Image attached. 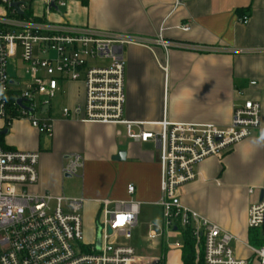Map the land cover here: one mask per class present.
Wrapping results in <instances>:
<instances>
[{
    "label": "crops",
    "instance_id": "crops-1",
    "mask_svg": "<svg viewBox=\"0 0 264 264\" xmlns=\"http://www.w3.org/2000/svg\"><path fill=\"white\" fill-rule=\"evenodd\" d=\"M64 1L65 6L56 11L64 23L136 39L124 47V116L144 122L145 129H156L153 124L163 119L228 126L236 103L243 99L260 103L261 128L220 156L196 164L195 178L179 188L181 202L234 235V245L247 240L248 209L258 200L264 183V0ZM242 16H247L246 22ZM159 36L169 43L167 49L157 41ZM252 81L255 83L250 84ZM56 93L63 94L62 109L81 102L83 88L80 82H61ZM61 109L50 118L51 136L40 134L24 119L32 130L29 137L9 141L11 145L4 143L5 149L39 153L36 191L60 192L64 178H69L62 174L65 156L75 153L82 158L81 169L85 170L79 176L82 194L90 197H81L83 207L96 212L95 225L103 199L130 198L139 203L133 231L138 229L142 204L162 211L157 203L159 171L154 143L128 139L122 125L64 119ZM132 128L138 131V127ZM149 146L154 150H144ZM120 150L125 151L124 160L113 159ZM110 167L117 170L114 177L99 176V170ZM128 183L135 187L131 196L125 190ZM241 186L244 191L240 196ZM108 208L112 210L114 204ZM146 219L152 221L141 239L152 244L136 252L137 256L143 264L147 258L168 262V251L175 248L163 241V218L159 234L157 215L146 211L142 220ZM169 236H173L171 232ZM177 252L179 261L168 263L182 262L181 250Z\"/></svg>",
    "mask_w": 264,
    "mask_h": 264
},
{
    "label": "built area",
    "instance_id": "built-area-1",
    "mask_svg": "<svg viewBox=\"0 0 264 264\" xmlns=\"http://www.w3.org/2000/svg\"><path fill=\"white\" fill-rule=\"evenodd\" d=\"M36 2L41 10L39 16L34 13ZM64 6V0H0L3 127L25 118L40 134L51 136L48 112L59 84L80 82L82 101L72 107L64 106L61 117L83 123L122 125L128 139L154 143L162 225L181 239L188 232L193 242L194 264H264V183L260 187L261 199L249 206L247 215V228L253 231L257 245L240 242L248 252L243 257L235 254L234 235L184 205L179 195L180 186L195 178L196 164L209 156H220L261 128L260 103L250 99L236 103L228 126L163 119L153 124L156 129H145L144 122L124 116V47L136 39L120 32L54 23L46 17ZM241 20L246 22L247 16ZM182 28L189 29L187 25ZM157 41L165 49L169 46L161 36ZM43 107L47 108L41 111ZM65 159L62 174L76 176L82 168V158L71 153ZM38 160V152L0 146V264H143L132 246L108 242L111 238L132 237L138 202L130 198L101 200L102 220L96 223L94 239L83 242V198L28 192V187L38 181ZM125 190L131 196L135 187L128 183ZM111 203L112 210L108 208ZM173 247L181 250L182 242L175 241ZM145 261L171 264L154 258Z\"/></svg>",
    "mask_w": 264,
    "mask_h": 264
},
{
    "label": "rangeland",
    "instance_id": "rangeland-1",
    "mask_svg": "<svg viewBox=\"0 0 264 264\" xmlns=\"http://www.w3.org/2000/svg\"><path fill=\"white\" fill-rule=\"evenodd\" d=\"M64 8H62L63 10ZM41 10L39 7V2L34 3V13L35 15L39 16ZM46 15V14H45ZM46 17L54 23H64L63 18L61 16H59V14L56 11H51L49 12ZM22 74V72H21ZM63 101V94L61 93H56L54 98L51 100V109H50V113H49V118H52L54 113L58 110L61 109V102ZM36 116H39V113H36ZM25 118H20L19 120H13L11 122V124H9V126H6L5 128H7V133L2 135V141L6 144V145H11V141L13 143H15V141L17 140H21L22 138L25 139L26 137H29L28 135H30V132H32V130L30 129L29 124L25 123L24 121ZM3 122L0 120V130L3 127ZM10 141V143H9ZM14 145V144H13ZM17 147V146H16ZM144 150L146 151H153L154 150V146H149L144 148ZM39 163V160H38ZM37 163V169L39 167ZM105 172V173H104ZM116 168L114 167H110V169L107 170H100L98 171L99 176H104L106 174H112V176L114 177L116 175ZM83 173L85 174V170L80 169L77 173L76 176L74 177H69V178H64L65 182H64V186L63 189L58 192V193H52L49 192L53 195H62L64 197L67 198H90L88 196H85V194H82V189H81V179H80V174L83 175ZM78 176V177H77ZM103 177V178H104ZM38 182V181H37ZM244 187V186H243ZM242 186L240 187L241 192L239 191L238 194H240V196L242 195V192L244 191V188ZM28 192H37L36 189L34 188V186L32 187H28ZM41 193V192H38ZM44 193V192H42ZM147 211V213H151L154 212L155 215H157L158 217V224L159 226H157V232L158 234L161 233V217H162V211H160L159 208H148L142 204L140 207V213H139V225H138V229L134 230L132 233V238L129 240H126L124 238H111L108 239V242L111 241H116L120 244H129L132 245L133 247H135L136 252L137 253H141V249L142 248H148L151 246L152 242L143 240L141 238H143L144 236H146V232L149 228V225L151 223L152 220L150 219H146V220H142L143 214ZM95 211L90 207V206H85L81 209V215H82V221H83V232H82V240L83 242H91L94 239L95 236V222H94V217L95 215ZM95 215V216H94ZM150 215V214H149ZM100 220H102V216L100 217ZM160 227V228H159ZM164 243L166 244L167 247L171 248L174 246L175 241H178L179 243L181 242V238H179L178 236H169L170 234V229L169 228H165L164 232ZM250 234L252 236L248 237L247 240L244 238L243 241H241L242 243H250L251 245H257V243L254 240V233L253 231L250 232ZM146 239V237H145ZM242 243H239L238 245H232L233 248L235 249V254L236 256H247L248 252L246 250V248L243 246ZM172 250V249H170ZM167 261L168 262H178L179 261V254L177 252V250L175 249L174 251H172L171 253L168 251L167 254Z\"/></svg>",
    "mask_w": 264,
    "mask_h": 264
},
{
    "label": "trees",
    "instance_id": "trees-1",
    "mask_svg": "<svg viewBox=\"0 0 264 264\" xmlns=\"http://www.w3.org/2000/svg\"><path fill=\"white\" fill-rule=\"evenodd\" d=\"M5 128V126H4ZM0 146L4 148H8L4 142L2 141V135H0ZM252 236L250 233L248 237ZM194 250H193V242L190 239L188 232H184L182 249H181V260L182 264H194ZM202 264V263H198Z\"/></svg>",
    "mask_w": 264,
    "mask_h": 264
},
{
    "label": "water",
    "instance_id": "water-1",
    "mask_svg": "<svg viewBox=\"0 0 264 264\" xmlns=\"http://www.w3.org/2000/svg\"><path fill=\"white\" fill-rule=\"evenodd\" d=\"M47 107H43V108H41V111H43V110H45ZM5 133H7V128H3V129H1L0 130V135H2V134H5ZM124 158H125V151L124 150H120L118 153H117V155L116 156H114V158L113 159H115V160H124ZM68 177V176H67ZM261 197H262V192L260 191V193H259V200L261 199ZM173 229H175V227L173 228ZM99 229L97 230V234H96V247L98 248L99 247V242H100V240H99Z\"/></svg>",
    "mask_w": 264,
    "mask_h": 264
}]
</instances>
